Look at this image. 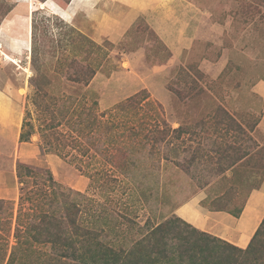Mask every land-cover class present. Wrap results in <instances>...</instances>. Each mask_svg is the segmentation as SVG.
Masks as SVG:
<instances>
[{
    "label": "rangeland",
    "instance_id": "rangeland-1",
    "mask_svg": "<svg viewBox=\"0 0 264 264\" xmlns=\"http://www.w3.org/2000/svg\"><path fill=\"white\" fill-rule=\"evenodd\" d=\"M22 1L0 0V15L9 10L0 24V86L25 100V113L30 109L36 124L31 141L39 144L41 149L40 124H45L41 118L44 109H37L32 102L34 87L31 79L38 74H47L57 62L69 61L73 55L85 58L87 53L84 51L88 46L80 39L71 42L68 35L69 25L84 34L83 31L44 5H37L29 15L31 29L28 25L29 36L23 50L14 56L1 36V27L20 9ZM55 1L64 3L63 0ZM187 1L203 11L204 37L192 50L183 51L175 64L172 51L142 15L118 44L114 43L105 51H90L88 48L90 60L98 72L86 87V98L89 104L97 99L96 111L99 115L105 111L101 116L105 124H115V128L122 131L129 125L138 129L140 121H143L147 123L146 131L151 134L157 133L158 129L169 128L163 145L154 148L151 141L146 146L152 157L149 165L146 164L149 169H145L150 185L139 186L135 180L128 179L130 176L117 170L112 172L113 168L102 156L83 154L78 148H61L66 159L41 150L39 159L32 164L42 169L49 168L57 181L88 193L97 205L113 203L112 210L119 209L128 214L134 223L144 224L150 217L160 221L168 212L178 215V207L196 196H200V205L205 209L219 208L227 200L228 208H239L251 190L264 182V130L256 131L257 126L253 129L250 126L253 119L260 120V112L264 109V99L255 97L252 91L253 85L264 79V0ZM52 4L54 2L50 1ZM46 6L49 7L48 4ZM48 17L53 18L48 20ZM35 23L38 25L35 27L39 38L37 47L46 49L37 61L33 59ZM21 24L23 22L20 21L18 25ZM43 29H48L47 37H42ZM53 38L56 40L51 42ZM58 40H61V49L55 53L47 51ZM104 42L106 40L97 43ZM73 43L80 48L74 49ZM66 75L56 72L55 76L46 79L53 81L50 93L56 101L61 102V98L72 95L82 96L77 94L76 85L79 84L67 79ZM44 81L42 78V83ZM47 99L51 101L52 97ZM59 107L55 104V108ZM48 114L49 111L47 118ZM232 117L236 120H231ZM180 127L184 130L177 138L173 130ZM52 129L57 133H68L71 138L66 123L52 126ZM100 131H103L101 127ZM135 135L139 140L140 136ZM19 148L17 142L10 146V152L2 160L3 165L8 164L6 167L10 168ZM47 154H53L55 161L47 160ZM103 169L113 175L107 179L108 183L104 182V172L100 173ZM223 194L224 197L220 198ZM18 196L19 193L5 199L13 200L15 209L10 235L5 236L1 232L0 260L7 252L4 264L9 259L11 247L16 244L13 233ZM29 200L26 197L25 207L29 206ZM110 200L112 202H108ZM25 209L23 220L27 216ZM213 231L220 233L217 228ZM119 235V238L117 234L115 236L117 242L124 239L123 234ZM47 250L42 247L41 252ZM49 256L48 253L37 254L39 260ZM37 264H48V261H38Z\"/></svg>",
    "mask_w": 264,
    "mask_h": 264
},
{
    "label": "trees",
    "instance_id": "trees-1",
    "mask_svg": "<svg viewBox=\"0 0 264 264\" xmlns=\"http://www.w3.org/2000/svg\"><path fill=\"white\" fill-rule=\"evenodd\" d=\"M63 1V4H59L64 8L71 2ZM8 11L7 9L0 15V24ZM51 18L53 17H48V20ZM35 27H38L36 23L33 32V59L37 61L46 49L39 50L37 47L39 38L36 36ZM84 34L69 25L68 35L71 42L80 39L87 44L90 51H105L109 46L115 45L108 40L99 44ZM47 35L48 29H45L42 37ZM54 40L56 38L51 42ZM60 41L52 44L51 50L47 51L55 53L61 49ZM73 45L74 49L80 48L76 43ZM88 48L84 51V54L87 53L85 58L79 59V55H73L69 61L57 62L55 68L47 74H38L31 79L34 87L32 102L37 109H44L41 118L45 124H40L42 153H55L66 159L61 148H78L83 154L102 156L113 168L112 172L117 170L130 176L128 179L135 180L139 186L150 185L145 169H149L146 164L152 157L146 146L151 141L154 148L163 145L169 128H161L157 133L151 134L146 131L147 123L143 121H140L138 129L129 125L122 131H118L115 124H105L101 117L105 111L100 115L96 111L97 99H93L89 104L86 98V87L98 72L97 66L90 60ZM56 72L67 74V79L79 84L76 85L77 94L83 97L72 95L61 98V102L56 101L55 96L50 93L53 81H46L50 76H55ZM42 78L45 79L43 83ZM50 97L51 101L47 99ZM55 104L60 107L55 108ZM252 122L250 126L253 129L259 119H253ZM63 123L69 125L71 138L68 133H57L52 129V126ZM100 127L103 131H100ZM183 130V127H180L173 131L179 138ZM35 132L36 124L31 111L26 109L20 141H31ZM136 133L140 136L139 140L136 139ZM76 165L79 166L78 163ZM101 172L106 175L104 182L108 183L107 179L113 175L106 169L100 170ZM17 175L20 182V198L13 233L16 244L11 247L6 264H37L38 261H48V264H264V218L248 246L242 248L201 230L173 212H168L160 221L150 217L144 224L134 223L128 214L119 209L112 210L113 203L106 205L104 203L107 202H104L97 205L88 193L57 181L49 168L42 169L19 161ZM221 196L220 198H223L224 194ZM26 197L30 199L27 207ZM119 201L120 198L118 204ZM224 202L223 206L213 210L228 211L240 216L246 204L245 202L239 208H228V200ZM24 208L27 212L26 220H23ZM14 209L13 200L0 198V238H3L2 233H5V236L11 233ZM116 234L118 238L119 234H123L124 239L117 242ZM42 247L48 250L41 252ZM46 252L51 256V260L50 256L41 260L37 258V254L41 256L47 254ZM6 256L7 252L1 257L0 264H4Z\"/></svg>",
    "mask_w": 264,
    "mask_h": 264
},
{
    "label": "crops",
    "instance_id": "crops-1",
    "mask_svg": "<svg viewBox=\"0 0 264 264\" xmlns=\"http://www.w3.org/2000/svg\"><path fill=\"white\" fill-rule=\"evenodd\" d=\"M50 1L54 4L50 5ZM37 5L49 8L97 42L108 40L116 44L124 38L136 19L142 15L155 27L174 54L173 64L177 62L183 51L192 50L196 42L204 37L203 11L190 5L187 0H71L66 8L55 0L45 2L24 0L20 9L7 18L1 27V36L7 41L9 51L14 56H18V52L23 50V44L29 36V15ZM17 19H21L23 24L18 25L20 21L16 22ZM252 91L255 97L264 99V79L257 81ZM25 106L26 102L20 95L0 86L1 199H11L17 193L20 196L17 162L34 164L41 155L39 144L33 141H20ZM232 113L234 115V112ZM243 126L247 128L245 124ZM257 130H264V109L260 112ZM7 138H10L9 141ZM10 140L13 143L17 142L20 148L10 168H7L8 164L3 165L2 160L10 152V146L13 144ZM47 156V160L55 161L53 154ZM200 200V196H196L180 205L177 209L178 215L201 230L218 234L219 237L239 247L248 246L264 218V182L258 188L251 190L240 216L228 211L205 209L200 205ZM213 228L220 230V233L213 231Z\"/></svg>",
    "mask_w": 264,
    "mask_h": 264
}]
</instances>
